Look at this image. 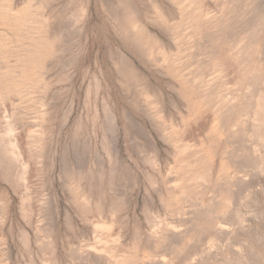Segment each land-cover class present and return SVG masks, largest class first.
Instances as JSON below:
<instances>
[{
	"label": "rangeland",
	"instance_id": "1",
	"mask_svg": "<svg viewBox=\"0 0 264 264\" xmlns=\"http://www.w3.org/2000/svg\"><path fill=\"white\" fill-rule=\"evenodd\" d=\"M130 1L0 0V264H264V140L250 113L219 115L227 125L215 114L218 94L249 90L237 82L232 39L263 29L264 0H231L235 14L224 0H203L198 14L209 18L196 23L195 0ZM127 15L160 42L134 44ZM224 18L231 37L214 47L229 58L221 71L206 37ZM10 142L18 157L7 154ZM246 151L256 165L243 162ZM218 187L235 194L231 202L217 199Z\"/></svg>",
	"mask_w": 264,
	"mask_h": 264
},
{
	"label": "bare ground",
	"instance_id": "2",
	"mask_svg": "<svg viewBox=\"0 0 264 264\" xmlns=\"http://www.w3.org/2000/svg\"><path fill=\"white\" fill-rule=\"evenodd\" d=\"M119 3H121L122 4V7L124 8V7H126V8H129L130 6H132V3H131V1L130 0H117ZM203 0H195V2H194V4L197 6V8H196V10H197V12H195L194 14H192L191 15V18H192V20L194 19V21L193 22H195V21H197L198 19H200V18H204L205 17V19L206 18H209L207 15L209 14H200L201 13V11L199 12V14H198V11H199V7H200V3H203L202 2ZM239 1V0H238ZM237 1V2H238ZM252 1V0H251ZM44 2H46V1H44ZM42 3H43V0H42ZM153 3V2H152ZM224 3L225 4H227L225 7L229 10V11H231V8H232V6H234L235 4H233L232 5V2H231V0H224ZM223 3V4H224ZM235 3V2H234ZM110 4V3H109ZM232 6H231V5ZM237 4V3H236ZM238 4H239V2H238ZM43 5V4H42ZM38 6H40V5H38ZM191 6V5H190ZM236 6V5H235ZM259 6V5H258ZM258 6H256V7H258ZM42 8L44 7V6H41ZM115 8H116V6H114ZM195 7V6H194ZM201 7H202V5H201ZM201 7H200V9H201ZM224 7V6H223ZM130 8H132V7H130ZM191 8V7H190ZM235 10H239V9H236V7H233ZM249 8V7H248ZM259 8V7H258ZM257 8V9H258ZM112 9H113V7H112ZM118 9V8H117ZM157 9H159V8H157ZM195 9V8H194ZM224 9V8H223ZM52 10V9H51ZM124 10V9H123ZM244 10V9H243ZM246 10H248V9H246ZM54 11V10H53ZM124 11H126V10H124ZM124 11L122 12V14H121V16L123 15V13H124ZM134 11V10H133ZM222 11V10H221ZM227 11V10H226ZM114 12H115V9H114ZM117 12V11H116ZM130 12V11H129ZM135 12H136V10H135ZM222 12H224V11H222ZM235 11H231V13H233V14H235L234 13ZM260 12H262V11H260ZM193 13V12H192ZM204 13H206V12H204ZM229 13V12H228ZM112 14V13H111ZM224 14H226V12H224ZM224 14H222V15H224ZM262 14H264V12L262 13ZM83 14H82V12L81 13H78V15H77V17H76V21H78L79 19H80V17L82 16ZM159 15V17H162L160 14H158ZM163 15V14H162ZM218 15V14H217ZM257 15V14H256ZM256 15L254 16V15H252V17L254 16L255 18H258V17H256ZM118 16V15H117ZM132 16H135L134 15V13H133V15ZM189 16V15H188ZM236 16V15H235ZM251 16V15H250ZM263 16V15H262ZM41 17V16H40ZM246 17V16H245ZM117 18V17H116ZM137 17L135 16V19H136ZM240 18V17H239ZM248 18V17H247ZM115 19V18H114ZM119 18H117V20H118ZM124 23H125V27L127 26L128 28H130L133 32H132V34H131V38H132V42H134V44H136L135 42H141V44L143 43L144 44V42H147L146 44H148V42H151V43H154V42H156V40H157V38L154 36V34H152L150 31H148L147 29H145V27L142 25V24H140L139 23V21H138V19H137V21L136 20H134V18H130V16L129 15H127V16H125L124 18ZM230 19V18H229ZM233 19V18H232ZM41 20V19H40ZM217 20H219L218 18H216V20L215 21H217ZM249 20V19H248ZM264 20V19H263ZM49 21V20H48ZM213 21V20H212ZM231 21V20H230ZM120 22V21H119ZM187 22V21H186ZM198 22V21H197ZM233 22H235V21H233ZM250 22V21H249ZM252 22V21H251ZM256 22V20H254V23ZM78 23V22H77ZM116 23H118V22H116ZM189 23V22H188ZM196 23V22H195ZM210 23V22H209ZM228 23V22H227ZM244 23V22H243ZM253 23V22H252ZM254 23L252 24V26L254 25ZM45 24V23H44ZM120 24V23H119ZM194 24V23H193ZM199 24V23H198ZM198 24H196V25H198ZM234 24V23H233ZM237 24V23H236ZM240 24V23H239ZM242 24V23H241ZM159 25V24H158ZM195 25V24H194ZM212 25V24H211ZM214 25V24H213ZM211 26V27H214V29H215V27H216V25L218 26V27H216V29L215 30H219V31H221V32H224L223 34H221L220 36H219V38H217V37H215V34H214V30L211 28V27H209V30H211V32H210V36L208 37H206V38H208V41L209 42H207L206 40V38L204 37V42L206 41L207 43H209L210 45H211V47H213V48H211V50H213V51H211V50H209L211 53H210V55H208L209 56V58H210V60L209 61H211L210 63L213 65V67H217L218 69H220L221 71H222V69L224 68V66L226 65V64H228L229 63V58H227V57H221V55L220 54H217L218 52H217V50H218V48H222L223 46H225V45H227V43L229 42V37L227 36V35H229L230 36V31L229 32H227V24H226V18H224V19H222V20H220L219 22H217V24L216 25H214V26ZM244 25H245V23H244ZM243 25V26H244ZM121 26V25H120ZM242 26V27H243ZM262 26V25H261ZM158 27V26H157ZM200 27V26H199ZM250 27H251V25H250ZM162 28V27H161ZM234 28V27H233ZM260 28H262V27H260V26H258V27H251V28H241V32L239 31V34H238V32H237V34L239 35L238 37H236L235 36V38L233 37V39H232V41H233V45L232 46H235V44H234V39H236V41H237V38H238V48H236L237 50L236 51H234V54L233 55H230V56H232L231 57V59H233L232 61H234V63L237 65V69H238V81L237 82H239V81H241L242 82V84L243 85H248V89L250 90H248V92L246 91V95L245 96H243L242 94H240L241 96H242V98H241V96L240 95H233L232 96V98H231V96H230V98L231 99H228L229 97H227V99H223L224 98V96L225 95H219L218 94V99H217V101L219 100V102L220 103H222V104H220L221 105V107L222 108H220L215 114L217 115V119L219 118V115H220V117L222 118V115H223V117H224V115H226L227 117H229V115H227V114H231V113H235V112H238V114H240V113H243V115H245L246 116V113H250V116L252 117V123H253V125H254V132H253V136L255 137V138H257V139H263L264 140V132L261 130L262 128L261 127H264V65H261L260 64V62L258 61V59L260 58L259 56H257L258 54L259 55H263V53L261 54L260 53V51H259V53H257V47L261 44H263V43H261V41L262 42H264V38L261 40V37L260 36H262L260 33H262L263 32V30H264V26H263V29H260ZM123 29V28H122ZM261 30V31H260ZM59 31V30H58ZM198 31V30H197ZM237 31V30H236ZM47 32H48V30H47ZM193 32V31H192ZM61 33V32H60ZM188 33V32H187ZM227 33H230V34H227ZM55 34V33H54ZM263 34V33H262ZM47 35V34H46ZM184 35H185V33H184ZM197 35V34H196ZM204 35V34H203ZM56 36V35H55ZM48 37V36H47ZM168 37V36H167ZM187 37V36H186ZM202 37V36H201ZM231 37V36H230ZM263 37H264V34H263ZM193 38V37H192ZM196 38V37H195ZM198 38V37H197ZM203 39V38H202ZM206 39V40H205ZM190 40V39H189ZM158 41V40H157ZM196 41V40H195ZM199 41V40H198ZM201 41V40H200ZM231 41V40H230ZM235 41V42H236ZM158 42H160V40L158 41ZM203 42V43H204ZM199 43V42H198ZM202 43V42H201ZM41 44H42V46H39V51H41V49H42V47L45 45V42L43 43V41H41ZM191 44V43H190ZM206 44V43H205ZM163 45V44H162ZM140 46V45H139ZM141 46H143V45H141ZM186 46H187V44H186ZM194 46V45H193ZM199 46H201V44L199 45ZM209 46V45H208ZM207 46V44H206V48L208 47ZM164 47V46H163ZM214 47H215V49H217L216 50V52H215V50H214ZM228 47V46H227ZM137 48V47H136ZM140 48V47H139ZM202 48V47H201ZM262 47H260V49H261ZM144 49V48H143ZM142 49V50H143ZM163 49V48H162ZM193 49H196V48H194L193 47ZM205 49V48H204ZM208 49V48H207ZM235 49V48H234ZM259 49V48H258ZM198 50H199V48H198ZM201 50V49H200ZM226 50V49H225ZM230 50H233V49H231V46H230V49L228 50L229 52H230ZM52 50H51V48H49L48 50H46V53L45 54H48L49 52H51ZM218 51H220V49L218 50ZM228 51H227V53H228ZM262 51V50H261ZM233 52V51H232ZM188 53V52H187ZM203 53V52H202ZM207 53V52H206ZM225 53H226V51H225ZM231 53V52H230ZM229 53V54H230ZM121 54H119V56H120ZM192 55V54H191ZM224 55V54H223ZM226 56H228V54H226ZM120 57H122L121 59H118V60H120L119 62V64H121V66H122V70L125 72V74L128 76V78L130 79V78H136L137 76H136V72L134 71V68H133V66L123 57V55L122 56H120ZM264 57V56H263ZM191 58V57H190ZM192 59H195V57L193 56V58ZM198 59V58H197ZM196 60V59H195ZM194 60V61H195ZM123 61V62H122ZM192 61V60H191ZM203 61V60H202ZM201 61V62H202ZM200 62V63H201ZM197 63H199L198 61H197ZM188 64V63H187ZM208 64V63H207ZM192 65V64H191ZM190 65V66H191ZM194 65V64H193ZM120 66V67H121ZM198 66V65H197ZM235 67V66H234ZM191 68H192V66H191ZM199 68V67H198ZM121 69V68H120ZM138 69V68H137ZM216 69V68H215ZM192 70V69H191ZM198 71V70H197ZM218 71V70H217ZM214 73V72H213ZM236 73H237V71H236ZM124 74V73H123ZM140 75V74H139ZM195 77V76H194ZM209 78H211L210 77V75H209ZM191 79V78H190ZM193 80V79H192ZM137 81H140L139 79L137 80ZM191 81V80H190ZM240 82V83H241ZM54 83V82H53ZM239 84V83H238ZM241 85V84H240ZM41 88V87H40ZM241 88H242V85H241ZM247 88V87H246ZM187 89V88H186ZM243 89H245V87L243 88ZM252 89V90H251ZM210 91V90H209ZM208 91V92H209ZM239 91V90H238ZM241 91V90H240ZM207 92V93H208ZM211 92V91H210ZM213 92V91H212ZM206 93V94H207ZM247 93H248V95H247ZM185 93H183V95H184ZM211 94V93H210ZM239 94V93H238ZM179 95V94H178ZM216 95V94H215ZM209 96V94L207 95V97ZM214 97V96H213ZM216 97V98H217ZM215 99V98H214ZM213 99V100H214ZM241 100H242V104H241ZM239 103L241 104V105H239ZM213 104V103H212ZM239 105V106H238ZM250 111V112H249ZM216 115H215V117H216ZM232 116V115H231ZM221 118H219L220 119V121L223 119H221ZM225 118V117H224ZM230 118V117H229ZM229 118H227V120L229 119ZM245 118V117H244ZM216 119V118H215ZM222 121H224V123H225V125H227V123L225 122V120H222ZM243 123V122H242ZM216 124V123H215ZM220 124H223V123H220ZM231 124H233V123H231ZM235 124V123H234ZM233 124V125H234ZM247 124V123H246ZM249 124H250V122H249ZM214 125V124H213ZM224 125V126H225ZM222 126V125H221ZM229 126V125H228ZM249 126V125H248ZM244 127H246V126H244ZM213 128V127H212ZM227 128V127H226ZM225 128V130H227ZM231 128H232V125H231ZM231 128H230V130H231ZM238 128V127H237ZM237 128L235 129V130H237ZM242 128V127H241ZM240 128V129H241ZM248 128V127H247ZM246 128V129H247ZM249 128H252V127H249ZM248 128V129H249ZM240 129H238V130H240ZM246 129H241L242 130V132H237V134L239 135V137L241 138V139H243L245 136H240V135H242V133H243V131H246V133H247V130ZM219 130H221V129H218L217 128V125L216 126H214V128H213V132H214V134H216L217 136H218V134H221L220 133V131ZM250 131L249 132H251V130L252 129H249ZM228 131H229V129H228ZM232 131V130H231ZM221 132H222V130H221ZM233 132H236V131H234V128H233ZM245 133V132H244ZM222 134H223V132H222ZM227 134H228V132H227ZM226 134V135H227ZM225 136V135H224ZM228 136H229V134H228ZM218 138V137H217ZM226 138V137H225ZM229 138H232V137H229ZM247 138V137H246ZM239 139V138H238ZM220 140V139H219ZM219 140H217V139H215V141L217 142V141H219ZM224 140V139H223ZM226 140V139H225ZM224 140V141H225ZM262 140V141H263ZM246 141V140H245ZM253 141V140H252ZM255 141V140H254ZM253 141V142H254ZM226 142H227V140H226ZM225 142V143H226ZM219 143V142H218ZM240 143V142H239ZM264 143V142H263ZM243 144V143H242ZM250 144H252L253 145V143L252 142H249V145ZM234 145V144H233ZM236 145V144H235ZM259 145H261V144H259ZM258 145V146H259ZM224 147V146H223ZM237 147H238V145H237ZM248 148V147H247ZM14 149H15V147H14V144H12V142H10L9 143V145H8V148L6 149V152H7V154H9L11 157H13L14 158V154H15V156H19V155H17L18 154V151H16V149H15V151H14ZM234 149V148H233ZM249 149V148H248ZM230 150V149H229ZM246 150V149H245ZM251 150V148L248 150V153H249V151ZM263 150V152H264V149H262ZM215 151V150H214ZM241 151V150H240ZM258 151H261V150H258ZM226 152V151H225ZM227 152L228 153H230L228 150H227ZM233 152H231V154H232ZM237 153V152H236ZM247 153V151H246V153L244 152L243 154H242V159H245V161H243L245 164H248V165H250V164H255L252 160H251V158H250V155ZM251 154V153H250ZM260 154V153H259ZM8 155V156H9ZM218 154L216 153V155L215 156H217ZM249 155V156H248ZM229 156V155H228ZM230 156H232V159H234L233 158V154L232 155H230ZM235 156H237V158H238V154H236ZM255 156V155H254ZM5 157V156H4ZM4 157H2V159L4 158ZM7 158V157H6ZM6 158H4V159H6ZM12 158V159H13ZM16 158V157H15ZM236 158V159H237ZM241 158V157H240ZM261 158V157H260ZM260 158H258V159H260ZM3 159V160H4ZM11 159V160H12ZM229 159V158H228ZM231 159V158H230ZM8 160V159H7ZM10 160V159H9ZM196 160V159H195ZM1 161V160H0ZM4 161H6V160H4ZM3 161V162H4ZM228 161H230V160H228ZM232 161V160H231ZM233 161H235V160H233ZM256 161H257V159H256ZM2 162V163H3ZM9 162H11V161H9ZM199 162V161H198ZM194 163H195V161H194ZM195 164H197V162L195 163ZM205 164V163H204ZM233 164V163H232ZM237 164V163H236ZM10 165V164H9ZM11 165H13L12 164V162H11ZM10 165V166H11ZM192 165H194L193 163H192ZM209 165V164H208ZM243 165V164H242ZM256 165V164H255ZM9 166V167H10ZM201 167H203L204 165H202V163H201V165H200ZM211 166V165H210ZM244 166V165H243ZM253 166V165H252ZM6 167V166H5ZM189 167V166H188ZM196 167H198L199 168V166L198 165H196ZM244 167H246V166H244ZM244 169V168H243ZM253 169V168H252ZM258 169V168H257ZM203 170H204V168H203ZM205 170H206V168H205ZM213 170V169H212ZM199 171H201V170H199ZM198 171V172H199ZM241 171V170H240ZM259 171V170H258ZM213 172V171H212ZM194 174V173H193ZM201 174V173H200ZM205 174V173H204ZM222 174V173H221ZM199 176V175H198ZM202 176H205V175H203L202 174ZM220 176H222V175H220ZM219 176V177H220ZM236 177V176H235ZM248 177V176H247ZM216 178V177H215ZM221 178V177H220ZM218 179V181H220L221 179ZM241 179V178H240ZM198 180V179H197ZM208 180V179H207ZM225 180H229V179H226L225 178ZM250 180V179H249ZM190 181V180H189ZM213 181V180H212ZM221 181H223L224 182V180H221ZM229 181H231V180H229ZM229 181H227L228 183H226L227 185L230 183ZM206 182L207 181H205V184H206ZM217 183V182H216ZM216 183H215V185H216ZM222 183V182H221ZM252 183V182H251ZM202 184H203V182H202ZM214 184V183H213ZM223 184H225V182L224 183H222V184H220V185H223ZM225 184V185H226ZM249 184V183H248ZM201 185V184H200ZM219 184H218V186H220ZM225 185H223V187L225 188H229L230 189V185H229V187H227V185L225 186ZM236 185V184H235ZM245 185V184H244ZM202 186V185H201ZM200 186V187H201ZM185 187H186V185H185ZM199 187V186H198ZM213 187V186H212ZM222 187V186H221ZM222 187V188H223ZM252 187V186H251ZM191 188V187H190ZM216 188V187H215ZM88 189V188H87ZM204 189H205V187H204ZM212 189V188H211ZM221 190V188L219 189V187H218V190H217V192H215V193H217L216 195H217V199H224V203H222V204H226V202L228 203V201L230 200V198H228V196H230L233 192H230V193H228L229 191H228V189H227V191L228 192H225L226 191V189L225 190H222V191H220ZM233 191V190H232ZM264 191V190H263ZM201 192H202V190H201ZM218 192H222V194L224 195H220V193L218 194ZM225 194H224V193ZM235 192V191H234ZM193 193V192H192ZM237 193V192H236ZM202 194V193H201ZM230 194V195H229ZM234 194V193H233ZM221 197H220V196ZM235 195V194H234ZM234 195H231L232 196V198H233V196ZM237 195V194H236ZM87 196V195H86ZM200 196V195H199ZM238 196V195H237ZM215 197V196H214ZM214 197H212V198H214ZM223 197V198H222ZM216 198V197H215ZM216 199V200H217ZM229 199V200H228ZM235 199V198H234ZM215 201V200H214ZM222 201V200H221ZM216 202V201H215ZM230 202H231V200H230ZM230 202H229V204H230ZM216 203H219L218 202V200H217V202ZM210 204L211 206L213 205V206H216L217 204ZM220 204V203H219ZM233 204V203H232ZM98 205H99V203H98ZM201 206V205H200ZM212 206V207H213ZM211 207V211L213 210V208L215 209V213L212 211V213H211V215H213L214 216V214H216V218H218L220 215H224L223 214V212H221L222 210H220V208L218 209V206L215 208V207H213L212 208ZM0 208H1V210L5 213V209H6V203H5V198H4V195H3V193L0 191ZM226 208V207H225ZM112 209V208H111ZM230 210V209H229ZM208 211H210L209 210V208H208ZM225 211V210H224ZM101 212V211H100ZM238 212V211H237ZM214 213V214H213ZM227 213H228V211H227ZM260 214V213H259ZM208 215V214H207ZM226 216H227V214H225ZM229 215V214H228ZM264 215V214H263ZM209 216V215H208ZM231 215H229V217H230ZM204 217V216H203ZM215 217V216H214ZM205 218V217H204ZM208 218V217H207ZM232 218V217H231ZM219 219V218H218ZM217 219V220H218ZM228 219V218H227ZM212 220V219H211ZM220 220H222L221 218H220ZM205 221V220H204ZM213 221V220H212ZM214 225H212V226H214V229H216V230H219V231H221V230H223L225 227H227V226H223V224L221 223V221H216L215 219H214ZM226 221V220H225ZM1 222V221H0ZM3 222V221H2ZM192 222H193V220H192ZM203 222V221H202ZM210 222V221H209ZM227 222V221H226ZM194 223V222H193ZM198 223V222H197ZM204 224V223H203ZM205 224H207L206 222H205ZM223 226V227H222ZM199 227H200V225H199ZM204 227V226H203ZM206 227V226H205ZM48 228V227H47ZM223 228V229H222ZM205 229V228H204ZM209 229H211V228H209ZM226 230H227V228H225ZM225 230V231H226ZM203 231V230H202ZM206 231V230H205ZM196 234V233H195ZM189 238V237H188ZM210 241V240H209ZM184 242V241H183ZM186 242V241H185ZM211 242V241H210ZM243 254V253H242ZM114 256V255H113ZM243 256V255H242ZM122 257V256H121ZM228 257H229V255H228ZM116 258V257H115ZM119 260H120V258H118ZM115 260V259H114ZM264 260V259H263ZM117 261V260H116ZM121 261V260H120ZM227 261V264H241V262L237 259V258H229V259H226L225 260V262ZM115 262V261H114ZM125 262H127V261H125ZM224 262V261H223ZM120 263H123V262H120ZM119 263V264H120ZM113 264H115V263H113ZM124 264V263H123ZM252 264V263H251ZM260 264V263H259Z\"/></svg>",
	"mask_w": 264,
	"mask_h": 264
}]
</instances>
